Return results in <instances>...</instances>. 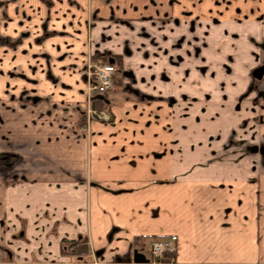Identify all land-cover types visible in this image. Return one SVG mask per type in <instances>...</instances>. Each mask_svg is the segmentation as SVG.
<instances>
[{
  "label": "crops",
  "instance_id": "crops-1",
  "mask_svg": "<svg viewBox=\"0 0 264 264\" xmlns=\"http://www.w3.org/2000/svg\"><path fill=\"white\" fill-rule=\"evenodd\" d=\"M220 8L253 21L239 35L264 46V0H0V264L133 263L134 250L147 255L153 238L170 235L173 260L155 264H264V172L200 163L201 144L178 146L183 129L171 128L186 91L210 97L199 92L197 73L183 78L182 58L123 56L111 39L114 22L165 32L173 18ZM89 15V57L112 59L117 74L108 98L96 102L112 119L92 122L87 137L80 126ZM141 60L152 63L149 74L132 82L118 69L135 72ZM165 63L174 77L160 80L152 71L164 74ZM139 84L141 100L128 93ZM256 104L264 119V101Z\"/></svg>",
  "mask_w": 264,
  "mask_h": 264
},
{
  "label": "rangeland",
  "instance_id": "rangeland-1",
  "mask_svg": "<svg viewBox=\"0 0 264 264\" xmlns=\"http://www.w3.org/2000/svg\"><path fill=\"white\" fill-rule=\"evenodd\" d=\"M229 1L236 2L237 0H219V2H225L226 5ZM216 13L225 14L228 17V14H234L235 10L220 8L215 11L198 13V18H173L171 22L167 23L169 25L165 32L156 30L158 27L154 28L155 26L148 27L146 24L141 28L140 25L136 24L135 26L132 22L113 21L118 27L112 34L114 38L111 39H116L123 56L140 55L146 61L156 60L158 62V60L164 59L172 64L182 58L183 62H189L183 64L186 67L183 78L192 79L197 73L201 86L199 92H205L210 97L208 99H201L203 97L200 96L191 97L188 95L189 91H186L179 102L182 107L177 103L175 122L171 124V128L173 130V124H176L178 128L183 129V135H177L178 146L193 140L197 144H201L199 152L203 155L199 156L200 163H212L216 167L237 168L238 171L246 173L264 172V131L262 130L264 119L263 113L256 104L257 100L264 101V74L261 80L251 75L252 70L264 64V53L261 52V49L264 52V46H260L262 42L253 36L247 37L248 40H246L247 38L244 39L242 35H239L245 25H250L253 21L247 20L244 24L233 15L230 16L231 19L229 17V19H224L223 17L218 18ZM92 16L88 17V48H86L88 60L82 70V76L86 78V107L83 111L84 119L80 130L87 137L92 132L90 127L92 122L87 124L85 118L89 98L93 100L94 107L104 108L100 104H96L97 101L102 102V97L96 91L90 90L91 79L88 76L90 65L94 62L105 61L98 59L97 56L89 57L94 54L89 45L92 42V38L89 36L92 32ZM131 27L136 28L129 29ZM104 29L109 30L108 27H104ZM245 30L252 35L254 29L248 26ZM157 46H160L162 50L166 49V52L159 53ZM150 47L156 48L150 49ZM163 63L162 61L160 65ZM148 64L152 63L141 60L138 67L134 69L135 72L123 64L118 66V69L123 72L124 77L131 81L133 77L144 76V71L147 73ZM165 68L167 72H163L164 74L161 69H156L157 72L152 71L155 72L153 76L160 80L164 77L169 79L170 75L174 77L173 67L165 63ZM209 83L211 84L210 88ZM142 89L143 87L139 84L138 87L133 86L130 87V91H126L132 97L135 96L136 99L141 100L144 94ZM184 89L190 90V86L186 85ZM195 97H200V99H195ZM168 98V104L174 108L173 105L177 102V97L169 94ZM191 130L194 131L190 133ZM9 155L7 154L6 157ZM2 157L4 158V155ZM15 158V156H11V159L7 158L5 161H15ZM2 164L0 157V166ZM68 248L67 246L66 250ZM145 256L148 262L154 264L173 260L172 258L156 260L151 256L150 251ZM88 263L100 264L95 259Z\"/></svg>",
  "mask_w": 264,
  "mask_h": 264
},
{
  "label": "built area",
  "instance_id": "built-area-1",
  "mask_svg": "<svg viewBox=\"0 0 264 264\" xmlns=\"http://www.w3.org/2000/svg\"><path fill=\"white\" fill-rule=\"evenodd\" d=\"M117 74V69L114 63L109 61L94 62L89 66L88 76L91 79L90 90L96 91L100 94L102 101L106 100L114 86V78ZM89 98L88 109L85 111V118L87 124L89 122H108L112 119V115L109 110L102 107H94L93 100ZM92 101V102H91ZM101 102V101H100ZM177 240L176 235H170L162 238H153L150 241V253L156 260H162L163 258L173 259L172 253L175 251V243ZM28 264H36L30 262ZM50 264V263H45Z\"/></svg>",
  "mask_w": 264,
  "mask_h": 264
},
{
  "label": "water",
  "instance_id": "water-1",
  "mask_svg": "<svg viewBox=\"0 0 264 264\" xmlns=\"http://www.w3.org/2000/svg\"><path fill=\"white\" fill-rule=\"evenodd\" d=\"M109 62L112 63L113 60L111 59L109 60ZM263 74H264V64L258 66L252 71V76L256 79H261ZM133 262L134 263H144V262H148V259L143 253L138 252L137 250H134L133 251Z\"/></svg>",
  "mask_w": 264,
  "mask_h": 264
},
{
  "label": "trees",
  "instance_id": "trees-1",
  "mask_svg": "<svg viewBox=\"0 0 264 264\" xmlns=\"http://www.w3.org/2000/svg\"><path fill=\"white\" fill-rule=\"evenodd\" d=\"M101 104H103L104 102L102 101V102H100Z\"/></svg>",
  "mask_w": 264,
  "mask_h": 264
}]
</instances>
